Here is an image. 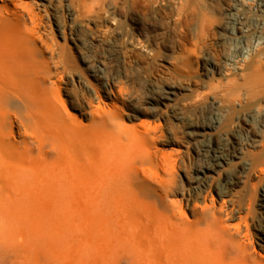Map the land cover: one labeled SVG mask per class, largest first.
<instances>
[{
    "label": "rangeland",
    "instance_id": "obj_1",
    "mask_svg": "<svg viewBox=\"0 0 264 264\" xmlns=\"http://www.w3.org/2000/svg\"><path fill=\"white\" fill-rule=\"evenodd\" d=\"M16 2L26 21L6 34L2 14L12 18ZM237 2L0 0V40L30 44L69 113L91 126L118 106L140 131L119 160L80 155L73 167L71 155L43 157L30 144V257L13 262L12 251L0 250V264H169L170 233L214 209L231 224L249 215L255 230L264 215V128L255 109L264 101L240 91L217 112L211 100L221 92L208 86L226 81ZM243 14L250 21L254 12ZM213 121V134L202 137L200 125ZM16 131L21 140L19 121ZM242 138L240 157L231 156ZM208 145L230 159L201 187Z\"/></svg>",
    "mask_w": 264,
    "mask_h": 264
},
{
    "label": "bare ground",
    "instance_id": "obj_2",
    "mask_svg": "<svg viewBox=\"0 0 264 264\" xmlns=\"http://www.w3.org/2000/svg\"><path fill=\"white\" fill-rule=\"evenodd\" d=\"M237 1L231 12L235 27L228 29L232 50L225 59L226 70L220 71L226 75V81L213 80L208 85L221 92V98L214 96L211 100L217 112L225 96L236 97L240 91L264 101V0ZM14 6L10 9L12 18L2 14L6 26L5 30L1 28L6 34L17 33L26 21L20 3ZM241 10L254 12L252 20H246ZM26 44L9 37L0 40V250L12 251L13 262L30 257V144L43 157L45 154L58 159L60 154L71 155L73 167L80 155L91 159L103 152L119 160L126 155L128 141L140 132L122 120L118 106L104 112L101 121L91 126L82 124L68 112L45 65L32 61L30 44ZM173 90L167 92L173 94ZM255 110L264 128V106L259 102ZM17 121L24 129L21 140L16 131ZM246 122L251 130L253 122ZM214 129V121L204 122L199 132L204 137L212 135ZM246 143L247 138H242L229 154L240 157L238 149ZM202 156L208 160L198 167L197 177L199 185L206 187L211 173L230 158L217 145L202 149ZM242 165L247 167L246 163ZM248 210V214L255 213L251 206ZM220 213L218 209L204 211L190 224L177 226L169 235L175 248L169 264H264V215L253 224L252 231L248 214L231 224Z\"/></svg>",
    "mask_w": 264,
    "mask_h": 264
}]
</instances>
